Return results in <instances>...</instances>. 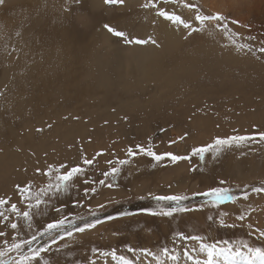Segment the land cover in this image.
Masks as SVG:
<instances>
[{"label": "rangeland", "instance_id": "374dc122", "mask_svg": "<svg viewBox=\"0 0 264 264\" xmlns=\"http://www.w3.org/2000/svg\"><path fill=\"white\" fill-rule=\"evenodd\" d=\"M147 2L5 0L0 5V198L9 199L4 210L18 224V230H13L10 223H0V231L6 233L0 237V248L5 239L9 243L13 237L31 239L61 216L80 223V217L90 221L95 212L103 223L58 240L41 255L39 264H121L110 255L113 251L133 264H203L207 254L200 250L201 243L229 249L228 260L216 258L219 264H247L255 261L250 249L264 250L260 235L264 232V193L251 191L264 184V143L233 145L219 153L213 149L203 160L192 156L193 148L210 144L216 137L264 131V75L238 73L211 62L213 50L230 53L222 42L226 37L242 54L257 55L258 50L241 49L247 42L237 34L222 36L223 27L195 22L197 9L211 15L201 0H155L157 8L175 12L194 28L203 29L190 32L176 24L177 37L171 41L166 33L171 22L158 16L156 8L143 7ZM185 3L195 8H186ZM105 24L132 38H154L158 46L127 44L109 33ZM260 56L264 60V53ZM181 136L185 139L180 140ZM172 140L176 143L170 146ZM138 144H151L157 154L189 155L191 160L157 163L142 153L128 157V147L138 151ZM97 152L104 155L86 166L87 177L76 178L67 191L45 197L46 204L30 210L31 228L29 221L7 212L11 203L28 210L16 185L31 183L33 197L47 186L49 178L37 168L43 172L49 164L75 166L81 164L82 155L92 158ZM109 159L129 161L120 166L115 180L107 179L113 188L98 183L109 170ZM7 165L15 167L11 170ZM85 178L94 184L84 185ZM89 186L97 192L86 197L84 188ZM211 187L230 188L238 199L219 207L208 203L201 210L173 217L142 211L167 206L152 199L155 195H188L190 200L184 203L199 207L206 198L192 194ZM245 191L248 200L242 198ZM100 204L105 208H99ZM133 205L138 210L126 216L116 214ZM57 208L62 211L58 213ZM225 212V224L236 227L220 225ZM109 215L115 219L107 220ZM239 215L245 219L238 220ZM177 232L203 240L182 239ZM165 247L168 255L161 251ZM129 248L137 249L136 253ZM140 248L152 255L141 254ZM8 258L16 254L4 257Z\"/></svg>", "mask_w": 264, "mask_h": 264}, {"label": "snow or ice", "instance_id": "6c2138e0", "mask_svg": "<svg viewBox=\"0 0 264 264\" xmlns=\"http://www.w3.org/2000/svg\"><path fill=\"white\" fill-rule=\"evenodd\" d=\"M76 3H81V0H75ZM125 0H105L106 4L111 5H120L123 4ZM5 0H0V5H4ZM186 8L193 9L195 5L191 3H185ZM145 8L153 7L157 9V15L163 18L164 20L171 22L173 24L182 25L184 29H189L190 32L202 31L203 29L194 28L191 23H189L185 18L181 15L176 14L175 12H169L165 10L163 7L157 8L155 0H148L147 3L143 5ZM226 18L220 14L216 13L213 15H206L200 12L198 9L196 10V14L194 17L195 22H199V24H207V23H216V27H223L224 32L227 34L229 32L227 24H221L220 22L224 21ZM233 24L239 23L238 21L233 20ZM105 29L112 33L115 37L121 38L127 44H135V45H147L151 44L153 46H158L157 40L149 37L148 39L141 38H132L130 34L125 31L117 30L116 28L105 24ZM232 36H235V33H231ZM233 43L235 41L233 40ZM241 49H247L248 51H252V47L250 44H243L239 46ZM261 53H264V47L259 49ZM51 127V125H49ZM41 131V129H38ZM162 131H165L162 129ZM187 134H185L186 136ZM185 136H181L179 139H185ZM249 142H261L264 143V131L259 132L255 135H231L225 138L216 137L212 143L195 147L192 149V156L198 155L200 160L205 158V154L215 149L217 153L221 151L222 148L228 147L231 148L233 145L239 147L243 144ZM176 141H169V145L175 144ZM135 148L138 151H134L132 147H128L127 156L133 157L138 154H144L148 157H151L157 163L168 160L172 163H176L179 161L191 160V156L189 155H179L174 154L172 152H163L157 154L156 151L153 150L151 144L148 147H144L142 145H136ZM81 153H83V149H81ZM103 152H97L95 156L92 158H88L85 155L81 156V164H77L75 166L69 167L68 165L61 163L59 166H54L49 164L47 166V170L43 171L39 168L36 169L38 173H42L43 175L49 178L47 186L45 188H40L39 192L33 197L32 195V184L28 183L24 186L16 185V189L20 195L21 202L26 205L28 210L21 211L20 208L17 207V204L11 203L10 208L7 209V212L15 214L18 218L22 217L24 220L29 221V227H32L33 214L31 213V209L34 207H39L42 203L46 204L48 202L45 197L51 199L52 196H55L56 193H59L61 190L67 191L71 186H73L75 179L78 177H87L88 171L86 166L93 165L94 161L97 157L103 156ZM129 161L127 159H109L106 163L110 166L108 171L103 172L104 179H100L98 183L107 188H113L115 185L111 182L106 183L109 177H112L113 180L120 174L121 167L126 165ZM83 165V166H82ZM195 169H193L194 171ZM70 182H73L70 184ZM221 185L225 183L224 180L219 182ZM84 185H92L93 181L85 178L83 179ZM254 193H264V184L260 187H253L251 189ZM97 189L95 186H89L84 188V195L87 197L90 193L95 194ZM51 194V195H50ZM193 196H202L206 198L205 204L200 205L199 207H193L191 204H185L184 202L189 201L190 197L188 195L176 194V195H155L152 197L155 201L159 202H167L166 207H159L158 210H153L151 208L142 209L143 212H146L152 216H163V217H173L174 214H187L194 211L201 210L205 207L206 204L210 203L216 207L224 205L226 202L237 201V197L232 194L231 189L227 187H211L207 191L193 193ZM243 200L249 199V193L247 191L243 194ZM144 199V197H141ZM34 200V203H33ZM79 203V202H77ZM9 204V199L0 198V223L8 222L10 223V227L13 230H18V224L16 222H11L9 215L6 214L4 210V206ZM99 208H105L104 204L98 205ZM56 211L59 213L62 211L61 208H57ZM130 213L122 212L120 215L126 216ZM91 215L94 217L92 220H86L83 217H80L82 224H77L74 221H68L66 217L61 216L59 219H55L53 222L47 223L46 227L43 228L42 231L36 232L32 234L31 239H17L13 237L11 243L7 239L4 240V247L0 248V264H39V258L42 254L50 251V247L52 244H56L58 240H64L65 237H72L74 233H85L88 230L95 229L97 225L103 223V220L95 213L92 212ZM227 215V213H223L222 217L219 221L220 225L225 227H236L235 224L226 225L223 216ZM107 220H113L115 217L109 215L106 217ZM207 219L212 220L211 216H208ZM238 220L243 221L245 219L244 215H239L237 217ZM251 227V225H249ZM177 236L182 239L191 240L193 242H199L203 240V237L197 235H185L183 232H177ZM261 236H264V232L260 233ZM6 233L4 231H0V237H5ZM44 236L49 237L50 243L46 242L40 244L36 247H33L34 242L37 241L38 237L42 238ZM227 244V241H224ZM25 247H27V251H25ZM200 250L206 252L207 259L203 262V264H219V261L216 259L217 257L224 256L225 260H228L229 257L227 255L229 249L224 247H217L214 244L201 243ZM92 251L96 252L97 249H93ZM129 252L135 254L137 249L129 248ZM162 253L164 255H168V249L162 248ZM253 251V255L255 257V261L249 260L247 264H264V250L260 248H256ZM139 252L143 255L151 256L152 253L147 248H140ZM9 253H15L16 258H8L4 259V257L8 256ZM238 254V253H237ZM103 255L108 256L109 253H103ZM113 259H118L121 261V264H133L131 259L126 258L123 255L117 256L116 252L113 251L110 253ZM172 260H176L175 256L170 257ZM91 264H96L95 261H92ZM142 264V262H141Z\"/></svg>", "mask_w": 264, "mask_h": 264}, {"label": "bare ground", "instance_id": "6f19581e", "mask_svg": "<svg viewBox=\"0 0 264 264\" xmlns=\"http://www.w3.org/2000/svg\"><path fill=\"white\" fill-rule=\"evenodd\" d=\"M201 3L204 7L203 9L209 11L211 15L220 13L226 18L224 21L220 23L228 25L229 32L227 34L231 35L232 31H234L235 34H237L238 36L241 37V39H243V43L245 41L247 42V44L251 45L253 51L256 49L259 51L261 47H264V0H201ZM233 20L238 21L239 23L233 24L232 23ZM212 24L216 27L215 22H212ZM166 33L170 38V40L173 41L177 37L176 24L171 23ZM221 34L222 36L226 34L223 29L221 31ZM245 36L253 40L250 39L246 40L245 38H243ZM222 42L227 43L226 46L227 48L224 47V49H228L230 53L219 54L217 50H213V57L211 61L212 66L215 67L228 66L234 70H237L238 73H240V71L243 70L248 72L247 74L252 73L258 75H264V62H263L264 60L260 56L261 54L259 53L260 51L259 52L256 51L257 55H253L251 53V55L248 56L236 51L233 48V44L230 43L232 42V40L229 37L228 38L226 37L224 40H222ZM243 71L241 72L243 73ZM18 160H22V159L19 158ZM1 162H3V160ZM7 162L9 161L7 160ZM19 162L21 163V161ZM4 164L6 165V163H3V166ZM15 165L12 167H15ZM7 167L10 166L7 165L6 168ZM12 167H10L11 170L14 169ZM8 171L6 170V173H8ZM6 173H3L4 176L5 175L7 176ZM1 179H3V177ZM236 261L239 262V260Z\"/></svg>", "mask_w": 264, "mask_h": 264}, {"label": "water", "instance_id": "95a60500", "mask_svg": "<svg viewBox=\"0 0 264 264\" xmlns=\"http://www.w3.org/2000/svg\"><path fill=\"white\" fill-rule=\"evenodd\" d=\"M138 205H133V206H130V207H125L124 209L120 210V212L116 213V214H120L122 212H132V211H135V210H138ZM129 210V211H128ZM77 224H82V222L80 223H77ZM47 240H49V237L47 236H44L42 237L41 239L37 240L34 244H33V247H36L40 244H43V243H46ZM25 251H27V248L25 249Z\"/></svg>", "mask_w": 264, "mask_h": 264}]
</instances>
